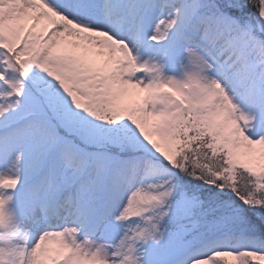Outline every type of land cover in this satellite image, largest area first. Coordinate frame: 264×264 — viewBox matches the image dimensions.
<instances>
[{
    "label": "snow or ice",
    "instance_id": "6c2138e0",
    "mask_svg": "<svg viewBox=\"0 0 264 264\" xmlns=\"http://www.w3.org/2000/svg\"><path fill=\"white\" fill-rule=\"evenodd\" d=\"M0 264H264V0H0Z\"/></svg>",
    "mask_w": 264,
    "mask_h": 264
}]
</instances>
